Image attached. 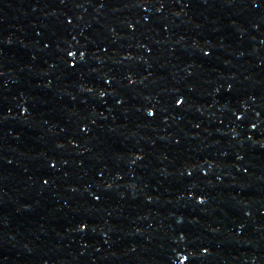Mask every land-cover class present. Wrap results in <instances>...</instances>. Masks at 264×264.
<instances>
[{
    "label": "water",
    "instance_id": "1",
    "mask_svg": "<svg viewBox=\"0 0 264 264\" xmlns=\"http://www.w3.org/2000/svg\"><path fill=\"white\" fill-rule=\"evenodd\" d=\"M244 264H264V242L258 247L257 251L248 258Z\"/></svg>",
    "mask_w": 264,
    "mask_h": 264
}]
</instances>
